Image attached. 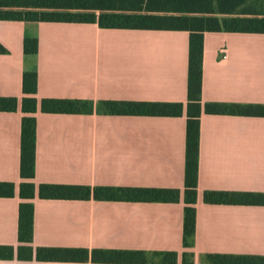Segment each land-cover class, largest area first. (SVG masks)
I'll list each match as a JSON object with an SVG mask.
<instances>
[{
	"label": "crops",
	"instance_id": "0c3cea01",
	"mask_svg": "<svg viewBox=\"0 0 264 264\" xmlns=\"http://www.w3.org/2000/svg\"><path fill=\"white\" fill-rule=\"evenodd\" d=\"M39 38L26 56L24 39ZM187 31L103 29L97 24L0 20V96L23 99L37 71V97L188 102ZM225 54V57L223 55ZM203 102L264 104V34H205ZM21 107L0 111V244L17 247L19 186L34 183L178 188L175 203L41 199L34 246L177 251L183 246L187 116L59 114L39 110L36 175L21 177ZM206 190L264 193V117H201L195 264L205 253L264 255V205L208 204ZM0 264H18L17 259ZM33 264H97L33 261Z\"/></svg>",
	"mask_w": 264,
	"mask_h": 264
},
{
	"label": "trees",
	"instance_id": "16d2710c",
	"mask_svg": "<svg viewBox=\"0 0 264 264\" xmlns=\"http://www.w3.org/2000/svg\"><path fill=\"white\" fill-rule=\"evenodd\" d=\"M0 20L97 24L103 29L187 31L189 40L188 102L99 100L37 97L38 73L25 71L23 93L0 96V111L14 112L19 107L22 118L21 166L23 179L36 175L37 117L41 110L59 114H101L118 116H187L184 190L182 264H195L192 250L196 240L197 198L200 165L201 117L203 112L217 115L264 117V104L203 102L205 34L208 32L264 34V0H0ZM39 51V38L24 39L26 56ZM9 53L0 42V54ZM17 185L0 181V197H14ZM18 194V239L20 244H0V260L17 259L18 264L33 261H57L97 264H179L177 251H145L86 247L34 246L35 207L31 201L70 199L99 201H145L175 203L182 199L178 188H142L91 186L23 181ZM208 204L264 205L263 192L206 190ZM203 264H264V255L205 253Z\"/></svg>",
	"mask_w": 264,
	"mask_h": 264
},
{
	"label": "built area",
	"instance_id": "2783aa9c",
	"mask_svg": "<svg viewBox=\"0 0 264 264\" xmlns=\"http://www.w3.org/2000/svg\"><path fill=\"white\" fill-rule=\"evenodd\" d=\"M223 57H225V54L223 55Z\"/></svg>",
	"mask_w": 264,
	"mask_h": 264
}]
</instances>
